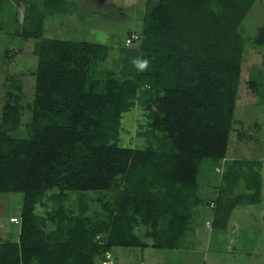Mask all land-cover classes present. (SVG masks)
I'll return each instance as SVG.
<instances>
[{
  "label": "trees",
  "instance_id": "16d2710c",
  "mask_svg": "<svg viewBox=\"0 0 264 264\" xmlns=\"http://www.w3.org/2000/svg\"><path fill=\"white\" fill-rule=\"evenodd\" d=\"M255 2L147 0L139 41L109 63L105 43L44 37L46 17L68 13L67 0H35L21 33L37 39L28 137L12 135L26 109L22 79L7 78L0 119V193L23 195L18 240L0 241V264H111L115 247L181 249L197 207H211L225 229L235 207L259 203L258 172L248 177L250 194L228 198V183L212 190L214 200L200 194L207 171L219 173L227 157L242 23ZM253 40L264 44V26ZM138 56L149 59L146 72L132 65ZM137 105L147 117V145L121 146L122 119ZM241 162L252 161L235 159L222 178ZM114 190V203L100 200L106 216L89 212L85 194ZM140 225L153 244L136 233Z\"/></svg>",
  "mask_w": 264,
  "mask_h": 264
},
{
  "label": "rangeland",
  "instance_id": "374dc122",
  "mask_svg": "<svg viewBox=\"0 0 264 264\" xmlns=\"http://www.w3.org/2000/svg\"><path fill=\"white\" fill-rule=\"evenodd\" d=\"M34 2L35 0H6L2 13L4 27L0 32V119L7 98V78L11 76L22 79L23 104L26 109L21 126L12 132L17 138L28 137L26 123L31 120V113L27 108L35 91L33 72L37 68L38 57L34 54V45L37 39H27L21 35L27 24L26 15ZM67 5L68 13H54L46 17L44 37L105 43L112 48L109 63L118 56L119 49L126 46L128 34L140 35L143 16L147 12V0H67ZM262 26L264 0H256L242 23L246 42L242 79L227 149V162L223 167V170H228L235 159L245 162L251 160L249 164L241 162L235 172H229L228 185L232 186L227 197L235 198L240 194L252 193L248 177L258 172L262 204L235 207L230 215V227L226 230L205 223V217L210 221L214 214L211 207H197L184 241L185 251H190L194 256V264H264V44L257 45L253 40L258 28ZM147 130L145 110L137 105L124 114L119 144L126 147L145 146ZM220 172L222 171L218 173L211 169L207 171L200 188V194L204 198L214 196L212 186L219 183ZM236 172L238 175L235 178ZM72 197L76 202L79 196L74 194ZM85 197L91 204L89 212L101 218L107 213L100 200L114 203L117 191L87 193ZM22 198L21 193H0V241L18 240L21 223L11 222L10 219H21ZM43 211L42 207L37 208L39 214ZM198 222L204 225L195 235L193 227ZM149 230L144 225L135 229L151 245L153 239L146 235ZM161 253L162 250L153 247H115L111 264H159L163 261L159 255ZM181 263L186 264L184 260Z\"/></svg>",
  "mask_w": 264,
  "mask_h": 264
},
{
  "label": "crops",
  "instance_id": "0c3cea01",
  "mask_svg": "<svg viewBox=\"0 0 264 264\" xmlns=\"http://www.w3.org/2000/svg\"><path fill=\"white\" fill-rule=\"evenodd\" d=\"M227 159H225L224 161H223V163H222V166H220V167H218V169H220L222 172H223V167H224V163H225V161H226ZM227 162V161H226ZM222 172H220L221 174H219L220 175V177H219V183L216 185V186H213L214 188V190H215V188H216V191L218 192L219 190H220V188H222L223 186H224V184L227 182L228 183V181L230 180H226V179H224V178H222ZM230 185V184H229ZM217 192H216V195H217ZM215 195L212 197V198H209L210 200H214L215 198ZM262 200H263V198H262V195H261V200L259 201V204H262ZM250 204V203H249ZM256 205L255 203H252L251 205ZM246 205H248V204H246ZM262 208H264V205L262 206ZM213 219H214V217H213V215H212V217H211V220L209 221V218L208 217H205V223L207 224V225H211V226H213V227H216V228H219V227H217L216 226V224L213 222ZM203 223H197L194 227H193V233L196 235L197 234V232L201 229V228H203ZM230 227V220H229V224H228V226H227V228H225V230L226 229H228ZM234 227V226H233ZM235 228V227H234ZM219 229H223V228H219ZM207 235V237H209V234L207 233L206 234ZM188 238H189V236H188ZM189 240V239H188ZM188 244H190V242L188 243ZM191 245V244H190ZM148 247H152V246H148ZM148 247H146V248H148ZM154 248V247H153ZM156 249V248H155ZM159 250H161V249H159ZM160 256H161V258L160 259H163V261H161V263H159V264H182L181 262H182V260H184V262H186V264H194V263H192L194 260V256H193V254H191L190 253V251H185V248H183V249H176V250H170V249H162V253L161 254H159ZM203 261V260H202ZM195 262V261H194ZM141 263H143V262H141ZM140 263V264H141Z\"/></svg>",
  "mask_w": 264,
  "mask_h": 264
},
{
  "label": "clouds",
  "instance_id": "9594fccd",
  "mask_svg": "<svg viewBox=\"0 0 264 264\" xmlns=\"http://www.w3.org/2000/svg\"><path fill=\"white\" fill-rule=\"evenodd\" d=\"M131 63L138 72H146L150 65L149 59L141 56L132 59Z\"/></svg>",
  "mask_w": 264,
  "mask_h": 264
},
{
  "label": "built area",
  "instance_id": "2783aa9c",
  "mask_svg": "<svg viewBox=\"0 0 264 264\" xmlns=\"http://www.w3.org/2000/svg\"><path fill=\"white\" fill-rule=\"evenodd\" d=\"M139 39H140V35L139 34L131 33L130 35L127 36L125 44H126V46H131L134 43L138 42ZM212 206H214V203H212ZM10 221L14 222V223H20L21 222V220L19 218H17V217H12L10 219ZM108 257L110 258L109 254H108ZM103 264H109V262H104ZM141 264H144V263H141Z\"/></svg>",
  "mask_w": 264,
  "mask_h": 264
}]
</instances>
